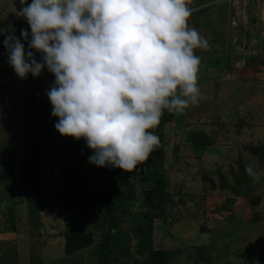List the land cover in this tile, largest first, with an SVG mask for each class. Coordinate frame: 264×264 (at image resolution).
Instances as JSON below:
<instances>
[{"label": "rangeland", "instance_id": "1", "mask_svg": "<svg viewBox=\"0 0 264 264\" xmlns=\"http://www.w3.org/2000/svg\"><path fill=\"white\" fill-rule=\"evenodd\" d=\"M188 4L190 26L210 45L194 50L202 60L198 85L206 98L182 113L165 111L168 120L163 129L156 127L159 143L148 159L126 174L118 168L129 179L122 190L135 191V197H113V205L123 204L130 211L116 209V215L111 214L122 219L116 230L122 238L114 254L121 263H145L153 240L155 250L169 252V264H196L199 256L204 259L200 264H264V153L260 157L252 148L264 144V0L238 6L220 0ZM23 6L20 0L0 3V61L5 60L1 67L8 68L2 71H9H1L0 79L17 83L11 88L16 100L0 102V172L5 161H15V179L0 178V264H95L109 229L107 223L98 224L109 206L106 172L115 168L89 163L93 150L86 141L56 130L59 118L52 115L46 94L55 82L53 73L45 67L39 77L29 73L21 79L9 64L3 39L17 34L27 50L31 38L21 35L24 29L31 32L27 20L17 15ZM31 51L41 61V54ZM34 101L38 115L28 127L24 113ZM29 151L38 161V183L47 190L39 198L49 203L34 214L22 173ZM252 161L262 173L256 180L245 171ZM155 169L162 171L167 195L163 216L153 213L154 229L148 231L141 201L151 183L143 176ZM77 183L82 184L74 195ZM240 184L238 193L233 187ZM85 197L94 201L89 211ZM71 226L93 232L96 241L66 255L63 232ZM205 254L206 260L201 257Z\"/></svg>", "mask_w": 264, "mask_h": 264}, {"label": "clouds", "instance_id": "2", "mask_svg": "<svg viewBox=\"0 0 264 264\" xmlns=\"http://www.w3.org/2000/svg\"><path fill=\"white\" fill-rule=\"evenodd\" d=\"M30 25L7 35L9 64L21 79L46 67L55 82L46 94L56 130L84 139L98 167L134 169L159 143L164 111L182 113L205 93L202 60L208 40L190 26L188 0H20ZM236 25V24H234ZM41 54V61L35 53ZM1 81L0 83H2ZM254 180L255 161L245 165Z\"/></svg>", "mask_w": 264, "mask_h": 264}, {"label": "trees", "instance_id": "3", "mask_svg": "<svg viewBox=\"0 0 264 264\" xmlns=\"http://www.w3.org/2000/svg\"><path fill=\"white\" fill-rule=\"evenodd\" d=\"M4 40L5 38L3 39V41ZM34 104H35V101L34 103H32L31 107L26 111L27 113L26 112L24 113V122H25V125L27 124L28 127H29V123L31 121H34L38 115ZM167 120H168V116L166 115V112L164 111L161 122L159 123L158 127L163 129ZM252 148L255 153L260 155V157H263L264 144H262L261 146L252 147ZM14 163L15 161L11 159V160L5 161L2 164L3 169L0 172V178L2 180L13 181L15 179ZM117 169L115 168V172H113V170L111 172H106L108 173L107 175H109L108 176L109 179H108L107 186L105 187L107 190L105 194V199L108 201L109 206H108L107 214L104 216V218L98 219L99 220L98 224H100L101 226H104L107 223V225H109V229H108V232H106L102 236V240L99 244V250L96 255L95 264H125V263H121L118 257L114 254L115 250L118 249L119 241L121 242V238H122V236L116 232V230H119V226L122 222V219L120 217L119 218L112 217L111 214L114 213V215H116L115 214L116 209L122 210L123 212H126V213L130 211L127 210L123 204L113 205V197L119 196V198L121 199H125V198L131 199L135 197L134 196L135 191L130 192L128 190H122V188H124L127 185V183H129V179H127L125 175L126 172L125 174L120 173L119 169L118 170ZM149 170H148V173L150 172ZM155 170H156L155 172L152 171V174L147 173L143 176L144 181L146 180L145 182L151 183L150 187L149 188L147 187L144 190V197L142 198V201H141L145 208V210L142 211V215H144L146 219H148L146 223L147 225H145L146 228H148V231L154 229L153 228V216L155 215L163 216L165 212L163 203L165 201V195H167V192L164 190L165 183L162 178V175H163L162 171L159 169H155ZM22 173H23L26 185H27V189L29 187L26 193L29 208H31L30 210L31 213L34 214L38 212L43 206L48 205L49 203L44 202L43 199L39 198V195H41V197H44L47 194V190H43L38 183V180H41V176L39 173V165H38L36 155L33 154L31 156L30 151L27 157L24 156L23 165H22ZM80 184L82 183H77L74 186L75 188L73 192L74 195L79 190ZM239 187H241V184L237 188L233 187V189H235L239 193L240 192ZM83 200L86 201L84 205L88 209L87 211H89V208L92 205V202L94 201L89 200L86 197ZM68 205L69 204L67 203V206ZM150 210H153L156 212L151 213ZM153 213L155 215H153ZM136 225H138V223ZM63 237L65 239L64 250H65L66 255H70L76 251L82 250L94 244L96 241L93 232L91 231L84 232L81 229L74 228L72 226L63 232ZM152 241L149 242L150 249H149V252H147L148 256L145 258V263L140 262L139 260H137L136 263L138 264H169L168 258L166 257V254L168 255L169 252H167V250H164V249L155 250V248L153 247ZM140 251L144 253L143 248H141ZM205 256L206 254L201 257L205 258L206 260ZM141 257L139 256L140 259ZM199 258L195 259L196 264H200L201 261L204 260V259L201 260ZM228 264H242V263L239 261V262H234V263L229 262Z\"/></svg>", "mask_w": 264, "mask_h": 264}, {"label": "crops", "instance_id": "4", "mask_svg": "<svg viewBox=\"0 0 264 264\" xmlns=\"http://www.w3.org/2000/svg\"><path fill=\"white\" fill-rule=\"evenodd\" d=\"M4 2V1H3ZM0 3H2V0H0ZM234 14H235V12H234ZM236 15H238V13L236 14ZM235 18V17H234ZM2 62L4 63L5 62V60H3V61H0V73H1V71L4 69V70H7L8 68H2L1 66H2ZM44 70L45 69H43L42 70V72L41 73H44ZM2 72H5V73H7V74H9V71H2ZM2 76V74H0V77ZM6 76H8V75H6ZM3 78V77H2ZM1 81H3L2 83H0V102H4L6 99H8V100H16V98H15V96H16V94L14 93H12V90H11V88H12V85H17V83H16V81H9V80H7V81H4V80H2V79H0V82ZM19 81H20V79H19ZM24 83H27V84H25V90H27V89H29L30 88V85L28 84V80H25L24 81ZM4 85H6V88H5V90L4 89H1ZM24 89V88H23ZM13 94V95H12ZM7 106V105H6ZM8 106H9V109H10V103H8ZM12 107V106H11ZM12 111V110H11ZM17 117H18V115H17ZM18 120V119H17Z\"/></svg>", "mask_w": 264, "mask_h": 264}, {"label": "built area", "instance_id": "5", "mask_svg": "<svg viewBox=\"0 0 264 264\" xmlns=\"http://www.w3.org/2000/svg\"><path fill=\"white\" fill-rule=\"evenodd\" d=\"M221 1H223V2H230V4L235 5V6H238L240 4V2H242V1L245 2V1H255V0H232V1H230V0H225V1L224 0H220V2ZM216 3H217V1H214V4H216ZM233 24H236V21H233Z\"/></svg>", "mask_w": 264, "mask_h": 264}]
</instances>
